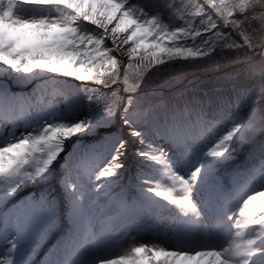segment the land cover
<instances>
[{
  "label": "snow or ice",
  "instance_id": "6c2138e0",
  "mask_svg": "<svg viewBox=\"0 0 264 264\" xmlns=\"http://www.w3.org/2000/svg\"><path fill=\"white\" fill-rule=\"evenodd\" d=\"M238 50L264 66V0H0V264H264V67L156 83Z\"/></svg>",
  "mask_w": 264,
  "mask_h": 264
},
{
  "label": "rangeland",
  "instance_id": "374dc122",
  "mask_svg": "<svg viewBox=\"0 0 264 264\" xmlns=\"http://www.w3.org/2000/svg\"><path fill=\"white\" fill-rule=\"evenodd\" d=\"M154 2H159V0H154ZM184 2H191V0H184ZM242 57H238L236 66H239L237 68H228L225 70H220L218 68V62L220 61V58L217 57L211 60H205L198 63H192V64H182L177 65L174 67H169L164 72H169L173 76V79L168 83H164L161 85H158L161 87L164 91L165 95H169L171 93H175L178 89H181L183 87H186L189 90H195L196 92L200 93H208L211 95L216 94H231L234 89H255L257 92V97L259 96V87L262 82V77L260 75V69L262 66L258 63L259 57L258 56H250L245 55L242 51ZM122 59L127 63V58L122 57ZM252 65L255 67L256 71L255 74L251 72L249 74V66ZM208 68V69H207ZM185 70L183 73L180 71V73L174 74L173 72L175 70ZM244 70L243 73L240 75L243 79L242 81L235 80L237 76L239 77L238 73ZM182 73V74H181ZM170 74V75H171ZM168 75V74H166ZM252 76V77H251ZM256 77V78H255ZM253 78L254 83L250 84L247 82V80H251ZM80 83V82H76ZM90 83V82H89ZM248 83V85H247ZM113 87H116L115 85ZM122 87V85H121ZM56 102L63 105V98L57 97ZM248 145H244L241 149L237 150V153L235 154L233 160L226 162L223 165L218 166V170L220 173H224L225 169H245L247 167H251V162L248 158ZM129 163L131 164V158L129 160ZM122 182L126 184L128 187H131L134 184L133 179V173L132 171H126ZM48 190H54L57 194H59V187L56 185L55 182H53L52 188ZM29 194V191L26 189L23 193H21V198H23L25 195ZM167 224L164 223L161 225L160 235L159 239L163 241L165 239V235L162 231L164 227H166ZM138 240H144L149 241L155 238L156 232L155 231H148L139 233ZM47 249V245L42 247L40 250H38L36 254V260L39 262L44 258V252Z\"/></svg>",
  "mask_w": 264,
  "mask_h": 264
},
{
  "label": "trees",
  "instance_id": "16d2710c",
  "mask_svg": "<svg viewBox=\"0 0 264 264\" xmlns=\"http://www.w3.org/2000/svg\"><path fill=\"white\" fill-rule=\"evenodd\" d=\"M238 51H240V50H238ZM243 56L244 55H242V51H240V54H239V56H237V54L235 53V52H231L229 55H227V56H222L221 58H220V61L218 62V68L220 69V70H225V69H228V68H237V67H239V66H236V62H237V59H238V57H242L243 58ZM244 59V58H243ZM240 68V67H239ZM208 69V68H207ZM180 71L183 73L184 71H186V69L185 70H183V69H181V70H175L173 73L174 74H177V73H180ZM243 71L244 70H241L239 73H238V75H239V77L237 76V78H235V80H237V82L239 81V80H243L242 78H241V74L243 73ZM251 70H249V74H251ZM181 73V74H182ZM166 74H168V75H166ZM171 73H169V72H161V73H159L158 75H157V77H156V83H157V85H161V84H164V83H166V84H168L172 79H173V76H175V75H170ZM252 77V76H251ZM256 78V77H255ZM247 82L249 83V85L250 84H253L254 83V80H253V78L251 79V80H247ZM248 83H247V85H248Z\"/></svg>",
  "mask_w": 264,
  "mask_h": 264
},
{
  "label": "bare ground",
  "instance_id": "6f19581e",
  "mask_svg": "<svg viewBox=\"0 0 264 264\" xmlns=\"http://www.w3.org/2000/svg\"><path fill=\"white\" fill-rule=\"evenodd\" d=\"M129 245L126 243L125 245H124V247H128ZM42 260H43V258H42ZM41 261V260H40Z\"/></svg>",
  "mask_w": 264,
  "mask_h": 264
}]
</instances>
